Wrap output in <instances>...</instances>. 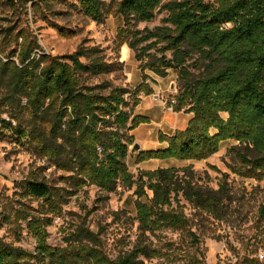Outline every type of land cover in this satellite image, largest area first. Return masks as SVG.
<instances>
[{"label":"trees","instance_id":"1","mask_svg":"<svg viewBox=\"0 0 264 264\" xmlns=\"http://www.w3.org/2000/svg\"><path fill=\"white\" fill-rule=\"evenodd\" d=\"M2 1L12 9L20 1L33 2ZM53 2L40 0L33 6L36 10L41 6L52 9ZM78 2L85 15L97 22L112 14L123 17L117 43L120 48L128 44L135 51L143 82L134 88L108 82L92 84V77L115 71V64L106 61L100 47L33 57L41 48L36 37L22 30L14 33L13 27L2 29L0 139L15 136L69 174L70 195L87 185L107 193L119 186H136V218L144 231L186 228L189 219L180 197L219 221L228 218L233 197L226 174L218 189L199 184L192 165L140 170L139 179H135L127 161L135 144L132 131L149 122L135 109L142 94L154 93L147 82V69L160 77L176 71L181 88L173 110L192 114V118L183 130L172 135L160 133V142L167 146L138 152L137 162L204 160L219 152L225 141L236 140L243 145L231 149L237 159L233 172L263 179L264 0ZM159 12L167 13L162 25L137 28L138 23L153 21ZM42 170L37 167L19 183L26 196L43 201L46 208L40 215L34 214L33 208L24 211L36 250L2 245L0 264H143L141 256L158 252L148 245H137L113 260L102 250L99 234L84 226L68 237L67 247L49 245L48 227L60 215L65 201L42 177ZM260 214L264 218V206Z\"/></svg>","mask_w":264,"mask_h":264},{"label":"rangeland","instance_id":"2","mask_svg":"<svg viewBox=\"0 0 264 264\" xmlns=\"http://www.w3.org/2000/svg\"><path fill=\"white\" fill-rule=\"evenodd\" d=\"M111 1L103 0L105 5ZM33 2L20 1L12 9L0 0V31L8 27H13L14 33L22 30L32 38L36 37L40 50L52 56L72 54L81 47H100L106 61L115 64V71L92 77L89 80L92 84L108 82L113 86L134 88L143 82L135 51L128 44L120 48L117 43L118 29L124 26L121 15L112 14L97 22L85 15L78 0H54L52 9L41 6L38 10ZM166 14L159 12L153 21L138 23L137 28L154 29L163 24ZM0 56L4 57V53ZM146 73L150 75L147 82L154 88V93L142 94V101L135 109L138 115L149 116V122L132 131L140 151L159 149L156 147L161 143L160 133L170 135L178 131L184 120L182 113H185L175 112L172 107L181 88L177 72L171 70L166 77L149 69ZM223 116L227 117V114ZM236 145L243 144L236 140L225 141L219 152L199 161L168 158L140 163L137 162L140 151L130 147L127 161L136 180L140 170L192 165L199 184L218 189L225 174L228 175L226 181L233 197L228 218L219 221L180 197L182 209L189 219L186 228L150 232L141 229L136 218V186L131 189L119 186L107 193L87 185L70 195L73 188L66 180L69 174L43 159L32 145L18 142L15 136L8 134L0 139V246L12 245L35 252L37 243L27 228L24 211L33 208V213L40 215L46 208L43 201L26 196L19 183L31 171L42 167V177L65 201L60 215L54 217L48 227V243L53 247H67L68 237L84 226L99 234L102 250L113 260L127 255L137 245H148L158 252L141 256L143 264H264V256H261L264 255V218L260 214V208L264 206V178L258 180L233 172L232 166L237 159L231 149ZM148 195L152 196V192L148 191Z\"/></svg>","mask_w":264,"mask_h":264},{"label":"crops","instance_id":"3","mask_svg":"<svg viewBox=\"0 0 264 264\" xmlns=\"http://www.w3.org/2000/svg\"><path fill=\"white\" fill-rule=\"evenodd\" d=\"M148 97L147 96H145V99H147ZM137 114V113H136ZM178 114V113H177ZM183 114V116H184V120H182V122H181V128H179L178 130H183V129H185L186 127H187V125H188V123H189V121H190V119L192 118V114H186L185 115V113H182ZM144 116H146V117H149L148 115H144ZM175 133V131L172 133V134H174ZM172 134H170V135H172ZM167 146V143H159V146L158 147H156V148H159V149H161V148H164V147H166ZM145 150V149H144ZM138 155V154H137Z\"/></svg>","mask_w":264,"mask_h":264},{"label":"built area","instance_id":"4","mask_svg":"<svg viewBox=\"0 0 264 264\" xmlns=\"http://www.w3.org/2000/svg\"><path fill=\"white\" fill-rule=\"evenodd\" d=\"M42 54H47V52H45V51H43V50H40V49H37L36 50V52L34 53V55H33V57H39L40 55H42ZM7 120H9V118L8 117H5ZM0 126H1V124H0ZM262 257L264 256V255H261Z\"/></svg>","mask_w":264,"mask_h":264},{"label":"water","instance_id":"5","mask_svg":"<svg viewBox=\"0 0 264 264\" xmlns=\"http://www.w3.org/2000/svg\"><path fill=\"white\" fill-rule=\"evenodd\" d=\"M133 150H135V151H140V145H139L138 143H135V144L133 145Z\"/></svg>","mask_w":264,"mask_h":264}]
</instances>
